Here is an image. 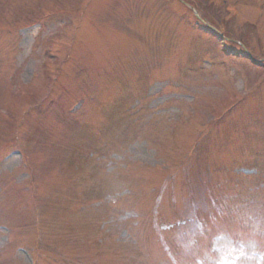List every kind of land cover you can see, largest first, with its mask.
Instances as JSON below:
<instances>
[{"label": "rangeland", "instance_id": "1", "mask_svg": "<svg viewBox=\"0 0 264 264\" xmlns=\"http://www.w3.org/2000/svg\"><path fill=\"white\" fill-rule=\"evenodd\" d=\"M184 2L0 0V264H264V0Z\"/></svg>", "mask_w": 264, "mask_h": 264}]
</instances>
